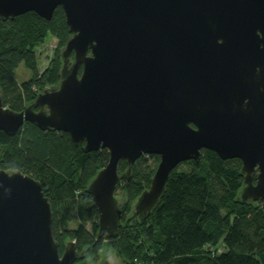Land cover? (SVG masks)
I'll use <instances>...</instances> for the list:
<instances>
[{
	"label": "water",
	"instance_id": "1",
	"mask_svg": "<svg viewBox=\"0 0 264 264\" xmlns=\"http://www.w3.org/2000/svg\"><path fill=\"white\" fill-rule=\"evenodd\" d=\"M57 6L70 32L59 81L18 112L0 92V130L13 135L27 121L67 132L84 152L108 150L87 185L96 239L120 228L121 159L128 178L139 156L159 158L133 204L140 220L172 169L201 149L240 159L239 197L264 202V0H0V17L49 20ZM84 254L73 240L59 253L40 181L0 169V264H72Z\"/></svg>",
	"mask_w": 264,
	"mask_h": 264
},
{
	"label": "trees",
	"instance_id": "2",
	"mask_svg": "<svg viewBox=\"0 0 264 264\" xmlns=\"http://www.w3.org/2000/svg\"><path fill=\"white\" fill-rule=\"evenodd\" d=\"M48 34L58 40L59 49L39 71L35 49ZM69 36L61 6L49 20L33 11L12 19L0 17V92L6 106L21 111L39 91L58 83L60 48ZM21 63L31 76L18 83L13 71ZM107 160L106 148L84 152L83 144H74L67 132L41 130L27 121L13 135L0 130V169L20 170L40 181L50 202L59 253L68 240L75 242L79 253L85 250L72 264H84L89 253L96 256L103 239L112 243L124 264H264V202L239 197L240 159H222L201 149L198 161L180 162L145 220L134 214L132 203L149 185L159 158L139 156L128 178L126 160L121 159L116 190L124 192L125 200L117 198L120 228L96 239L98 214L87 185ZM73 219L76 227L67 228L65 224Z\"/></svg>",
	"mask_w": 264,
	"mask_h": 264
},
{
	"label": "rangeland",
	"instance_id": "3",
	"mask_svg": "<svg viewBox=\"0 0 264 264\" xmlns=\"http://www.w3.org/2000/svg\"><path fill=\"white\" fill-rule=\"evenodd\" d=\"M62 48H63V46L60 48V50ZM58 49H59L58 40L53 35L48 34L46 36L43 44L38 45L35 49V54H36V58H37V66H38L39 71H42L43 69H45V67L49 64V62L54 58V56L58 52ZM13 75H14L16 81L18 83H21L23 81H27L30 78L31 71L27 67H25L24 64L21 63L13 71ZM149 163L154 164V160H149ZM156 165L154 167H156ZM148 186L145 187L144 189L148 188ZM115 192L117 194L116 195L117 198L123 202L125 200L124 192H122L121 189H118ZM134 202L132 203V207H133ZM76 224H77V222L73 219L72 221L66 223L65 226L67 228H74V227H76ZM217 250L221 251L222 246L221 245L218 246ZM77 264H80V263H77ZM84 264H124V262L121 259V257L118 256V254H117L114 246L112 245V243L107 239H103L102 243H101V248L98 251L97 255L95 256V255L89 253L86 257Z\"/></svg>",
	"mask_w": 264,
	"mask_h": 264
}]
</instances>
